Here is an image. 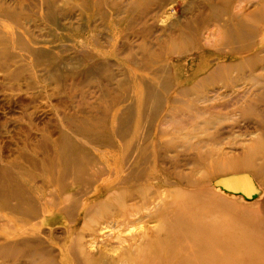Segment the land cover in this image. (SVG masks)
<instances>
[{"label": "rangeland", "instance_id": "374dc122", "mask_svg": "<svg viewBox=\"0 0 264 264\" xmlns=\"http://www.w3.org/2000/svg\"><path fill=\"white\" fill-rule=\"evenodd\" d=\"M0 11L19 29L17 43L28 38L48 48L29 59L16 39L0 34L7 43L0 52L7 48L13 58L9 71L0 65V186L12 184L5 191L12 196L0 188V264H59L69 239L57 221L40 229L34 247L27 243L26 212L10 205L15 188L40 200L63 193L43 185L44 155L34 161L19 148L70 131L95 144L83 152L105 159L106 143L120 153L126 128L159 147L138 193H163L174 204L181 196L189 218L201 215V238L216 236L200 252L203 264H262L264 0H0ZM15 68L17 79L9 75ZM134 88L146 92L145 102ZM159 170L172 186L151 179ZM226 191L245 197L244 209L263 222L235 219L240 200L218 203ZM171 211L151 218V255L162 256L183 229L167 221L179 212L175 205ZM16 236L23 243L1 247Z\"/></svg>", "mask_w": 264, "mask_h": 264}, {"label": "bare ground", "instance_id": "6f19581e", "mask_svg": "<svg viewBox=\"0 0 264 264\" xmlns=\"http://www.w3.org/2000/svg\"><path fill=\"white\" fill-rule=\"evenodd\" d=\"M9 19L7 13L0 11V26L2 25L3 28L0 34L8 33L12 39H16L15 46L29 59H35L37 54L46 52L48 49L46 45H38L28 38L20 39L21 42L17 43L20 31L12 23L7 24ZM4 43L1 35L0 48L7 44ZM7 53V48L0 52V65L5 71L10 69L6 60H13ZM20 72V68H15L9 72V75L17 79ZM133 90L138 93V98H143L142 101L145 102L148 97L144 95L146 92L143 89L138 91L137 88ZM82 120L89 124L90 118H82ZM150 129L147 128V131ZM68 132L65 134L61 131L59 139L52 142L23 144L19 148L22 157L34 161H37L35 155H44L41 166L46 179L43 185L50 187L56 184L58 191L63 193L60 196H50L45 192L43 200H40L38 193L30 190L25 194L20 186L16 187L13 184L17 196L12 198L17 202L10 204L11 209L15 212L18 210L26 212L28 218L26 239L30 246L36 245L37 233L42 227L59 221L66 227L65 233L67 239L69 238L64 246L65 252L61 253L59 264H203L200 252L205 245L210 247L217 244V239L215 235L209 240L201 238L203 232L201 215L197 213L189 218L182 207L184 202L181 196L177 197L174 204V201L164 202L168 201V198L163 193L154 195L151 190H140L138 193L139 184L147 181L146 170L151 169L153 164L157 165L158 144L147 141L146 135L136 133V130L129 132L126 128L120 132L123 135L122 140L118 142L121 146L120 153L113 142L106 143L104 147L112 149L110 153L114 155L109 154L102 159L83 152L95 145L92 141L83 135L81 141H76L71 138L70 131ZM4 164L7 165L6 162ZM159 172L160 170L151 179L160 182L161 186H172V182L164 178L165 174H158ZM179 181L182 183V180ZM18 184L22 185V183ZM11 185L10 182H5L3 187L0 186L2 194L9 193L5 191L11 190ZM224 194L218 203L232 207V203L230 205L227 200L233 202L235 199L241 202L239 215H235V219H242L246 225L255 227L263 222L250 213V210L244 209L247 201L245 197L227 191ZM9 195L12 196L11 193ZM172 205H175L179 212H176L175 217H169L167 221L175 223L178 228L182 226L183 229L181 231L179 229L176 242L172 238L168 239L162 256L158 252L151 255V228H149L151 218L161 210L172 214ZM221 225L218 224L219 228ZM140 229H145V234ZM188 231L191 236L186 240ZM22 241L20 236H16L1 242V247L14 246ZM46 252L53 256L52 250L46 248ZM260 259L264 264V255Z\"/></svg>", "mask_w": 264, "mask_h": 264}]
</instances>
